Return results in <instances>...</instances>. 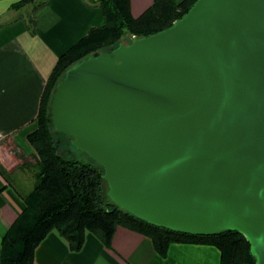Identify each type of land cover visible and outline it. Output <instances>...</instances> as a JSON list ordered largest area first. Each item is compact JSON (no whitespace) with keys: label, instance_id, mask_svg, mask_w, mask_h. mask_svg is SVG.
I'll return each instance as SVG.
<instances>
[{"label":"water","instance_id":"water-1","mask_svg":"<svg viewBox=\"0 0 264 264\" xmlns=\"http://www.w3.org/2000/svg\"><path fill=\"white\" fill-rule=\"evenodd\" d=\"M49 121L120 209L180 234L238 232L264 264V0H197L171 28L77 62Z\"/></svg>","mask_w":264,"mask_h":264},{"label":"trees","instance_id":"trees-1","mask_svg":"<svg viewBox=\"0 0 264 264\" xmlns=\"http://www.w3.org/2000/svg\"><path fill=\"white\" fill-rule=\"evenodd\" d=\"M48 0L33 6L28 20L35 25L36 13ZM101 9L106 24L92 28L89 34L58 61L41 100L38 129L28 136L36 156L27 170L34 187L22 196L26 208L2 239V264H34L35 250L53 231L67 241L72 252H80L88 234L111 248L114 235L125 228L150 238L157 252L165 257L173 243L207 244L217 247L222 264H256L247 239L238 232L226 231L215 236H194L161 228L120 209L107 196L104 171L93 160L84 162L66 158L58 143L70 139L53 131L49 121L52 93L65 72L90 55L111 52L121 44L129 45L133 37L145 38L171 28L192 8L197 0H155L139 18L131 12L130 0H86ZM0 175L9 174L0 166Z\"/></svg>","mask_w":264,"mask_h":264},{"label":"crops","instance_id":"crops-1","mask_svg":"<svg viewBox=\"0 0 264 264\" xmlns=\"http://www.w3.org/2000/svg\"><path fill=\"white\" fill-rule=\"evenodd\" d=\"M37 1L0 0V166L9 174V180L0 175V264L2 239L26 208L22 185L30 172L24 163L36 156L28 136L38 129L47 83L59 59L106 24L101 9L86 0H48L31 28ZM154 1L130 0L133 17ZM34 264H222V254L212 245L173 243L163 257L150 238L125 228L117 229L111 248L88 234L82 250L72 252L53 231L35 250Z\"/></svg>","mask_w":264,"mask_h":264},{"label":"rangeland","instance_id":"rangeland-1","mask_svg":"<svg viewBox=\"0 0 264 264\" xmlns=\"http://www.w3.org/2000/svg\"><path fill=\"white\" fill-rule=\"evenodd\" d=\"M34 3H30L28 10H30L32 8ZM68 140H63L62 143H58V151L61 155H63L66 158H74V159H78L80 161H84V162H92L91 158L86 155L85 153L77 150L75 147H73L71 145V143H67ZM32 173L30 172V176H27L26 179H24L23 181V187L25 190V193H29L30 191H32L33 187H34V178L31 177Z\"/></svg>","mask_w":264,"mask_h":264}]
</instances>
